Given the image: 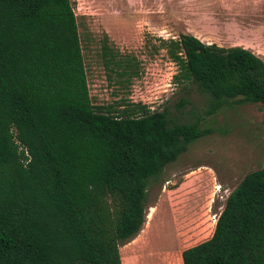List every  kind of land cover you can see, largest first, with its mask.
Instances as JSON below:
<instances>
[{
    "label": "trees",
    "instance_id": "trees-1",
    "mask_svg": "<svg viewBox=\"0 0 264 264\" xmlns=\"http://www.w3.org/2000/svg\"><path fill=\"white\" fill-rule=\"evenodd\" d=\"M105 68L139 76L106 35ZM177 82L209 95L203 115L93 104L71 0H0V264H122L146 225L148 190L228 107L264 105V60L191 34L161 40ZM184 53V57L182 54ZM189 104L183 97L179 107ZM184 264H264V167L230 194L212 238Z\"/></svg>",
    "mask_w": 264,
    "mask_h": 264
},
{
    "label": "rangeland",
    "instance_id": "rangeland-1",
    "mask_svg": "<svg viewBox=\"0 0 264 264\" xmlns=\"http://www.w3.org/2000/svg\"><path fill=\"white\" fill-rule=\"evenodd\" d=\"M71 2L78 18L88 85L96 106L130 104L132 85L136 80L146 81L147 69L148 81L154 82V76L167 63V48L161 40L191 34L206 45L212 42L221 47H238L243 39L264 41V0ZM106 35L110 38L109 48L119 58L136 57L139 76L128 80L119 76V70L111 72L105 68L101 47ZM257 54L264 59V47ZM185 87V82L174 81L172 87L165 88L167 92L158 112L168 108L171 118L182 123L192 120L194 113L203 115L209 95L196 85ZM183 97L189 104L180 108ZM202 126L210 129L211 134L194 142L188 152L166 167L159 182L151 184L146 232L121 245V251L137 249L144 243L158 244L159 237L165 235L162 255L165 262L174 264L182 251L212 238L214 218L222 213L230 194L248 174L264 167V105L225 108ZM151 214L155 219L150 222ZM166 216L171 217L168 223Z\"/></svg>",
    "mask_w": 264,
    "mask_h": 264
},
{
    "label": "built area",
    "instance_id": "built-area-1",
    "mask_svg": "<svg viewBox=\"0 0 264 264\" xmlns=\"http://www.w3.org/2000/svg\"><path fill=\"white\" fill-rule=\"evenodd\" d=\"M183 55V54H182ZM166 65L164 69H160L159 73L156 74L153 83H150L149 72L150 69L146 70V76L144 80H136L132 85L130 91L129 103L132 105H142L147 107L151 112H158V108L164 102L165 88H170L176 81V76L180 72V67L177 61H175L169 54L166 59ZM220 191V186L217 187ZM216 220V217L214 218Z\"/></svg>",
    "mask_w": 264,
    "mask_h": 264
},
{
    "label": "crops",
    "instance_id": "crops-1",
    "mask_svg": "<svg viewBox=\"0 0 264 264\" xmlns=\"http://www.w3.org/2000/svg\"><path fill=\"white\" fill-rule=\"evenodd\" d=\"M260 42H264V41H255L253 39H243L242 44L238 45V47L249 50V51L253 52L256 56H258L262 60H264L263 57H261V56H259V54H257V51L264 47V43H260ZM207 44H211V45L216 44L217 46L221 47V45H219L217 43L207 42ZM232 47H236V46H231V47L230 46L229 47L223 46V48H232ZM219 216H217L216 220L213 221L214 228L217 224ZM170 219H171V217H169V216L165 217V220L167 223L170 222ZM173 222L175 224L174 220H173ZM149 228H150V226H149ZM142 231H144V229ZM144 232H146V231H144ZM164 240H165V235L159 237L158 244L155 243L154 245H151V244L144 243V244H141L137 249L128 250V251H126V250L121 251V248H120L121 256H122V264H171V263L165 262L163 255H162V252L165 251V250L161 249V246L163 245ZM175 243L176 244L178 243V238H177V241H175ZM175 243H174V245H175ZM167 251L169 252L170 249ZM183 252L184 251H182L181 254L179 255L180 256L179 259H181V261H182L181 264H184ZM162 258H163V260H162Z\"/></svg>",
    "mask_w": 264,
    "mask_h": 264
},
{
    "label": "bare ground",
    "instance_id": "bare-ground-1",
    "mask_svg": "<svg viewBox=\"0 0 264 264\" xmlns=\"http://www.w3.org/2000/svg\"><path fill=\"white\" fill-rule=\"evenodd\" d=\"M157 216V215H156ZM155 219V217H154V214H151L150 215V217H149V221L151 222V221H153ZM181 220V219H180ZM178 224V223H177ZM184 227V226H183ZM151 229V228H150ZM179 229V228H178ZM184 234V233H183ZM179 240V239H178ZM181 259H179V258H175V260H174V264H181Z\"/></svg>",
    "mask_w": 264,
    "mask_h": 264
}]
</instances>
